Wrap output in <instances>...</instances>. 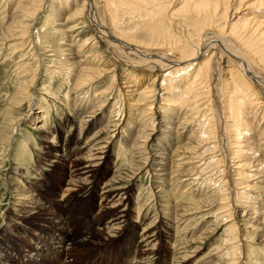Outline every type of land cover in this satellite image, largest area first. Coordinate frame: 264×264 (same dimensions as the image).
<instances>
[{"label": "bare ground", "instance_id": "bare-ground-1", "mask_svg": "<svg viewBox=\"0 0 264 264\" xmlns=\"http://www.w3.org/2000/svg\"><path fill=\"white\" fill-rule=\"evenodd\" d=\"M69 1L71 3L68 4ZM129 1H119L121 2L119 6H123L122 15L138 13L139 11L134 10L135 3L143 5L145 2V0ZM147 1L148 4H156L150 8V11L145 10L147 15H142L137 24L128 21V29L120 31L117 26L120 7L111 8L112 4L108 0L104 1L103 5L108 19L100 15L94 0H0V57L7 43L19 40L23 36L28 15L35 13L38 4L43 2L41 10L50 8V18L56 25L61 26L59 31L63 30L65 33V46L61 48V53L65 56L64 76L67 79L70 77L68 81L70 92L79 94L99 82L109 80L104 91H120L123 95H128L133 102L132 106L147 101L148 109H145L146 112H150V117L141 120L143 123H140V128L143 129L138 130L133 140L131 139L132 143L129 147L134 151L135 156L141 157L142 160L137 162L139 163L137 168L134 167L132 171L117 172L118 166L115 164L113 167L117 170L112 172V166L109 167V164L114 147L99 142L100 136L111 127L113 122L114 116H111L113 115L111 111L110 116L103 115L93 123L91 122L95 116L91 112L82 118L79 116L76 120L72 116L62 118L57 131L52 128L43 129L45 138L54 137L57 140L56 145L51 146L52 154H47L46 158L49 162L56 159L55 163L59 166L64 182L67 181V186L74 188L73 192L83 195L84 204H87L85 201L90 200L92 205L89 207L96 208L95 219L90 220V224L86 226L91 231L87 239L92 240L95 237L96 246L100 247L102 244L100 250L109 248L114 242H122L117 253L121 255L122 260L125 257V264H190L193 252L189 250H193L194 241H188V246L184 248L179 245L176 248L175 245L173 246L177 240V232L179 233L186 225L185 219L175 212L177 207L168 200L166 206L161 204L162 207L154 210L155 214L150 217L152 208L142 212L145 200L132 197L133 187L123 186V183L150 168L155 179L173 180V184L189 181V176L198 171V168L185 156L189 151L193 152L191 156L194 155L197 147L194 143H198L197 140L201 138L199 136L195 139L193 127L188 130L192 119L190 118L191 122L185 121L181 116L180 119L185 122L179 121L181 123L177 126L173 124L172 114H168L169 117H166L165 121L163 115L160 113L159 115L158 112L152 113L150 107L161 97L167 98V102L172 103L171 107H174L180 97L190 98L188 95L193 96L191 97L193 100H190L193 104L195 94L200 95L197 92L206 91L210 103L208 112L211 115V122L209 123L213 125L216 123L218 127V131L212 130L215 133V140L211 142L214 147L211 150L214 151L215 159H218L217 164L221 165L223 173L234 176L236 186L235 195L224 199L223 202L233 204L235 196L240 198L241 206L233 209L232 219H234L240 209L242 214L255 211L254 203L249 205L247 200L257 201L260 205L256 212L257 219L264 222V199L260 200L264 195V0H179V2L162 0L159 3L158 0ZM245 1H249L250 4ZM178 3L181 4L177 8ZM253 7H258L259 11L254 9L256 12L250 10L248 14L241 13V10ZM69 9L71 11H68ZM39 14H35L37 18ZM31 32L30 30L27 33L28 40L32 50L34 49L39 69L35 73V79L29 83V107L32 110L37 106L36 89L40 82L38 76L41 77L45 70L47 72L48 67L44 68L43 53H38L41 44L36 43L39 45L37 46L33 42ZM137 32L145 33L148 42L135 41L136 36L133 34ZM86 33L88 35L82 39ZM55 72L52 70V73ZM169 73L175 75L168 76ZM144 81L151 84H144L143 89L140 82ZM128 107V111H133L128 117L133 120V116L136 115L132 110L134 106L131 108L129 104ZM193 107L195 108L194 104ZM168 111L173 109L169 108ZM37 114L39 117L35 120L45 123L43 112L39 111ZM154 115H157L156 118ZM154 119H157L155 122L157 126L150 125L153 129L150 128L151 130L144 134V128ZM67 125L70 126L69 130L71 127L75 130L66 132L63 127ZM177 127L186 133V146L179 148L176 145L172 155L177 152L184 154L171 156L172 158L166 157L162 151L170 148L168 144L172 143L168 141L173 142L176 132L170 133L164 129L176 131ZM18 131L17 129L16 133H19ZM168 133L171 135L167 136ZM157 135L159 136L156 141L157 150L150 152L151 156L147 161L142 156L149 154V146ZM13 137L10 138L9 147L13 144L15 139ZM21 145L22 149H26V144L25 147ZM180 158L182 159L178 160ZM179 161L181 171L177 170L179 166L173 169L174 164ZM186 165L192 167L182 170ZM7 173V191L10 199L0 234L2 232L8 235V240L16 244L18 240L14 239L17 234L28 233L27 231L32 228L36 231L31 234L33 244L23 251L13 248L15 246L12 245V254L8 256V253L4 252V247L3 250L0 249V264H15V262L50 264L53 261L61 263L70 256L73 257L71 254L77 242L74 241L75 233L71 231V223L66 216L68 214L66 200H62L67 193L62 194V199H59L61 201H54L55 189L51 184L42 187L41 192L53 196V199L36 193L28 183L30 181L25 180L26 172L22 165L18 166L11 162ZM99 183H102L101 188ZM187 187L188 184L184 186ZM250 194H253L252 198L247 197ZM214 195L224 198V194ZM56 202H59L56 205L58 211L50 213L49 209ZM135 207L136 217L130 216L132 208ZM70 212L74 211L70 210ZM91 214L93 215V210ZM232 222L233 225L240 226L236 220ZM233 225L230 229H233ZM75 250L79 249L75 248ZM108 257L109 255L104 256L106 261Z\"/></svg>", "mask_w": 264, "mask_h": 264}, {"label": "rangeland", "instance_id": "rangeland-1", "mask_svg": "<svg viewBox=\"0 0 264 264\" xmlns=\"http://www.w3.org/2000/svg\"><path fill=\"white\" fill-rule=\"evenodd\" d=\"M94 1L99 8L100 15L104 17V19H108V16L105 14L106 11L103 9L104 1L106 0ZM119 1L124 2V0H108V2L112 4L111 8L114 7L118 9L120 7V19L117 21V26L120 31H126L128 29V21L132 24H137L138 19L142 15H147L145 14L147 13L145 10L150 11V8H153V5L156 4H148L147 0H145L143 5H141L142 3H140V5L139 3H135L136 7L134 10L139 11L138 13L131 15H125L123 13L122 15L121 12L123 6H119L121 4ZM127 1L130 2L129 0ZM159 2H162V0H158V3ZM69 3L71 2L69 1L68 4ZM245 3L250 4L249 1H245ZM42 4L43 2H40V4H38V9L36 8L34 11L35 13H30L28 15V18L25 22L26 25L22 33L23 36H21L19 40H12L11 42L7 43L2 50V57H0V228L3 225V217L10 199V195L7 191L6 177L12 162L18 166H24V170L26 172L25 180L30 181L28 183L36 193H40L41 195H45L48 198H52L53 196L50 197L46 193L41 192L43 190L42 187H47V184H51V186L55 189V194L53 193L54 201H61L59 199H62V194H64V192L67 193V195H65L66 197L62 200H66V206L68 208V214L66 216H68V221L71 223V231L75 233L74 241L77 242L75 248H78L79 250H75L74 248L71 254L73 257L70 256L65 262L58 263L57 261H53L50 264H103V262L105 264H125V257V260H122L121 255L117 253L119 245H121L122 242H114L109 246V248L102 251L100 250L102 244H100V247L96 246L95 237L92 240L87 239L91 231H89L86 226L90 224V220L92 221L95 219L94 217L97 215V210L94 208V206H92V208L89 207V205H92L90 200L85 201L87 204H84V199L82 197L83 195L73 192L72 189L74 188L69 185L67 186V181L64 182L65 180L61 177L60 170L58 169L59 166L55 163L56 159L49 162V159L46 158L47 154H52L53 149L51 146H54V144L56 145L57 140L54 137H52V139L45 138V132H43V129L47 130V128H52L53 130L57 131L62 118H71L72 116L76 120V118L79 116L82 118L84 115L91 112L95 116L91 122L93 123V121H97L103 115H106V117L110 116L109 113L111 111L113 114L111 116H114L113 122L111 127L106 132L104 131V133L100 136L99 142L109 144L114 147L113 156L109 164V167L112 166V172L116 169L113 167L115 164L118 166V170L116 169L117 172H129L132 171L134 167L137 168V165L139 164L137 162L142 161L141 157H136V154L133 153L134 151L129 149V147L132 143L131 139L133 140V138L138 133V130L143 129L140 128L141 124L143 123L142 121H144L147 117H150V112H146V109H148V104L147 101H145L141 104H135L133 107L131 105L133 102L131 101V98L128 97V95L124 94L127 96L126 98L120 91H104V89L108 86L109 80L99 82L90 89L87 88L84 92L79 94L70 92V82H68L70 81V77L67 79V77L64 76L66 73L64 64L65 56L63 53H61V48L65 46V33L63 30L59 31L61 26L56 25L52 18H50V8L45 11L41 10ZM180 4L181 3H178L176 5L177 8L180 6ZM254 9L259 11L258 7H253L252 9L249 8L241 10V13L248 14L250 10L252 12L255 11ZM68 11H71V9ZM35 14H39V17L37 18ZM30 30L32 31L31 39L33 42L35 44H41L40 48L38 47L39 52H37L40 54L43 53L42 59L43 61L45 60L44 68L48 67L47 72L45 70L42 72L41 77L38 76V78H40V82L39 87L36 89L38 99L36 100L37 106H35L32 110L29 107V83L35 79V73L38 72L39 69L37 67L38 60L34 54V49L32 50V45L28 40L27 33H29ZM87 35L88 33H86L82 39ZM133 35L136 36L135 41L137 42H148V39L145 37V33L143 32H137ZM1 44H3V42H1ZM21 44L22 46L20 47ZM49 67L52 68L49 69ZM52 70L56 72L52 73ZM171 75L175 74L169 73L168 76ZM140 83L143 85L144 89V84L146 85L150 82L144 81ZM201 92L203 91L201 90L197 92L200 93V95H196L194 93L196 97L193 101L195 108H192V95H188L190 98L180 97L181 100L179 98V102L175 103L176 105L174 107H171L173 106L172 103L167 102V98L164 99V97L158 99L153 104V106L150 107V109H152V113H160L164 116V120L166 117H169V115L172 114L173 124L177 126L181 122H191L192 119L193 124H190L188 130L190 127H193V131L195 130L196 135L195 139L199 136L201 138L200 140H197L198 143H194V145L198 147H196V152L194 155L191 156L193 152L189 151L186 153L187 156L185 157L191 159L189 161L190 163L197 165L198 171L189 176V181L173 184V180H165L162 177L161 180L155 179L153 177L152 169L150 168L149 170L147 169L146 171L141 172L140 175L135 176L133 179L125 181L123 186L133 187L134 190L132 197H138L139 199L145 200L143 201L144 206L142 207V212L152 208V210H150V217L155 214L156 211L154 210H158V207L166 206V202L168 200L171 201L174 207L176 206L178 208L175 209V212L177 215H180L181 218L185 219L186 225L182 230L179 231V233L177 232V240L173 246L175 245V248L179 246L184 248L185 246H188V241H194V244L192 245L193 250H189L187 248L189 251L193 252L190 258V264H264V222H261V219L258 220L256 214L260 205L257 201H251V199L247 200V203H250L249 205L254 203L253 207L255 206V208L253 209L255 211L242 214L240 209L235 214V218L232 219L233 209L239 208L241 206L240 198H236L235 196L233 204H226L227 202H223L224 199L232 198L235 195L234 187L236 186L233 180L234 176L231 174L227 175L225 172L223 173V169L220 167L221 165L217 164L218 159H215L216 155L214 154V151H212V148L214 147H212L213 144L211 142L215 140V133L212 130L215 129V132L218 131V127L216 126V123L214 125L209 123L211 122V115H209L210 112H208V107H210L209 99L206 97L208 94L206 91L204 93ZM183 98L184 100H182ZM129 104L131 108L133 107L132 110H134V115L136 114L133 116V120L129 119L128 117L129 113L133 112L128 111ZM169 108L173 109V111H170L171 113L168 111ZM90 109H94V112L96 110L97 111L94 113ZM39 111L43 112L42 117L45 119V123H40L39 120H35L37 117H39V114H37ZM175 112L176 114H174ZM143 113L145 115H143ZM138 114L140 116L142 115V118H140ZM156 116L157 115H154V118H156ZM181 116L182 118H185V121L181 120ZM193 117L195 118L193 119ZM256 120H258V118ZM155 122H157V119H154L151 124H148L149 122H147L148 126H146V128L148 130L144 128V134H146L147 131L149 132V130L153 129V127L150 125L155 124L157 126V123ZM259 122L260 121H258V123ZM136 125L138 126L134 127ZM68 127L70 126L67 125L66 127H63V129L65 128L66 132H69L70 130L73 132L75 130L74 127H71L70 130ZM17 129L19 130V133H16ZM164 131L176 133L173 138L175 141L172 140L175 143L173 144V142L167 140L168 143H172L173 145L168 144L170 145V148L168 150L163 149L162 153L165 154L166 157L180 154L182 155L183 152H177L175 155L172 154L177 147L176 145H178L179 148H185L186 133H183L182 130H180V127H177L176 131H171L170 129H164ZM166 135L170 136L171 134L168 133ZM12 136H14L13 139H15L11 147H9V141ZM208 136L210 137L208 138ZM158 138V135L156 137L154 136L153 140L155 141L152 140L153 142L149 146V154L142 156L146 158L147 161H149L151 156L150 152L157 150L156 141ZM165 139L168 138L165 137ZM21 144H23V146L26 144V149H22ZM159 146L161 145L159 144ZM181 159L182 158L178 160ZM179 165L180 161L176 162V164L173 166V169ZM188 167L192 166L186 165L182 168V170H186ZM177 170L181 171V167L179 166ZM223 174L224 177H222ZM224 182L226 183L224 184ZM101 184L102 183H99L100 188L102 187ZM187 184L188 187L184 188V186ZM219 193L224 194V198L219 195L222 198L221 199L219 196L214 195ZM252 195L253 194L247 195V197L252 198ZM262 199H264V195L260 198V200ZM39 200L44 202L40 198ZM58 203L59 202H56L55 205H52V207L49 209L50 213L58 211L56 207ZM77 204L78 206H76ZM80 205L84 207L82 208ZM70 210L74 212L71 213ZM91 210H93V215L91 214ZM170 212L173 213V211ZM136 213V207L132 208V213L130 216L136 217ZM247 214H249V216H247ZM232 220H236L241 227L233 225L234 222H232ZM86 222L88 223L86 224ZM232 225L234 227L233 229H230V226ZM34 231L36 230L32 228L27 231L28 233L17 234V237L14 239L15 241L18 240L16 244H13L8 240V235L2 234L1 232L0 249L3 250L4 247V252H7L8 256H11L12 254V245L15 246L13 248L23 251L25 248L33 244V235L31 234H33ZM111 247H113V249ZM169 247L171 246L169 245ZM66 254L68 255V251H66ZM108 255L109 257L106 261L104 256ZM15 264L19 263L15 262Z\"/></svg>", "mask_w": 264, "mask_h": 264}]
</instances>
